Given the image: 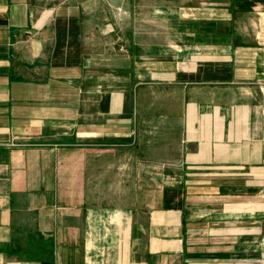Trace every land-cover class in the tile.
Instances as JSON below:
<instances>
[{"label": "crops", "instance_id": "0c3cea01", "mask_svg": "<svg viewBox=\"0 0 264 264\" xmlns=\"http://www.w3.org/2000/svg\"><path fill=\"white\" fill-rule=\"evenodd\" d=\"M149 1L138 25L121 0H0V264H217L183 191L263 170L264 30L224 21L218 52L216 0ZM154 171L177 185L138 188Z\"/></svg>", "mask_w": 264, "mask_h": 264}, {"label": "rangeland", "instance_id": "374dc122", "mask_svg": "<svg viewBox=\"0 0 264 264\" xmlns=\"http://www.w3.org/2000/svg\"><path fill=\"white\" fill-rule=\"evenodd\" d=\"M235 1L238 2L236 9L229 11L230 0H216L218 52H223L225 46L224 43H219L220 36L225 34L224 21H232L235 25L233 28L234 42L241 39L242 23L250 24L249 37L252 40L254 38L255 41L264 30V0H248L252 8L249 12L242 8L240 0ZM51 2L56 4L65 2L93 4L95 0H51ZM133 3L136 6H132ZM121 4L123 9L120 13L121 17L118 19L125 21L131 16V19L136 17L138 25L145 24L147 12L145 6L151 4L149 0H121ZM128 6H132L131 9H128ZM241 8L243 10H240ZM235 45L238 43H233L234 47ZM143 47L144 44H142ZM202 58L204 57L202 56ZM218 58L221 60H218L214 66L218 70L217 81L220 82L224 78L223 70L226 61L223 57ZM205 64L206 61H202V66H206ZM254 82V85L249 86L250 94L257 99V102L262 103L261 110H264V83L259 80ZM158 127H153L152 130L157 131ZM260 167L263 170L254 171L239 168L227 171L218 167L215 171L197 172L198 176L194 177L197 182L190 184L191 187L183 191L184 197L191 199L190 207L185 210L186 214L196 215L195 219L191 216L187 217L188 229L198 230L199 235H195V241L200 238V245L205 248V250L202 249V253L203 251L208 253V244L210 242L213 244L216 252L211 254H216L217 260H212V262L217 264H264V166ZM135 174L138 180L137 187L139 188L143 179L147 184L153 185L154 195L159 194L167 187L177 185L176 177L168 173L154 171L152 173L153 182L148 180L147 176L150 173L137 172ZM145 175L146 180L143 178ZM162 179L164 180L162 181ZM142 194L144 193L141 192V189H138V195ZM213 221L217 225H211L210 223ZM209 229H213L210 234ZM231 239L232 243L226 244V241L228 243Z\"/></svg>", "mask_w": 264, "mask_h": 264}]
</instances>
